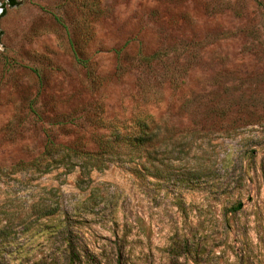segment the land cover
I'll return each mask as SVG.
<instances>
[{
  "label": "rangeland",
  "instance_id": "obj_1",
  "mask_svg": "<svg viewBox=\"0 0 264 264\" xmlns=\"http://www.w3.org/2000/svg\"><path fill=\"white\" fill-rule=\"evenodd\" d=\"M95 1L94 14L88 0L0 1V168L39 155L47 134L94 148L99 104L113 122L157 121L165 178L120 161L90 179L0 176V264H65L68 223L83 264H264V0ZM71 111L82 128L53 124Z\"/></svg>",
  "mask_w": 264,
  "mask_h": 264
},
{
  "label": "trees",
  "instance_id": "obj_2",
  "mask_svg": "<svg viewBox=\"0 0 264 264\" xmlns=\"http://www.w3.org/2000/svg\"><path fill=\"white\" fill-rule=\"evenodd\" d=\"M0 1L9 6L18 4V0ZM83 6L90 14L99 12L95 0H88V4ZM69 45L75 62L84 69L88 84L91 87L100 85L103 78L95 72L90 58L83 55L81 46L77 42H70ZM160 56L161 52L155 51L152 54L140 55V59L149 65L154 60L159 59ZM192 59L183 64L181 69L183 74L191 67ZM174 71L179 70L175 69ZM175 75V72H171L167 81L169 83L175 82ZM101 107L99 104L94 106L97 111L95 114L87 115L88 110L86 111L87 125L99 131L92 136L91 143L94 148H88L79 139L67 144L61 143L57 141L55 136L47 134L43 150L39 155L28 161H20L9 167L0 168V176L19 172H31L40 176L61 167L65 173L78 169L80 176L90 179L89 176L93 170L99 171L111 162L120 161L132 163L136 175L145 173L164 179V171L167 167L164 158L166 145L164 144L165 138L157 126V121L152 116H136L127 122L125 120L113 122L103 117ZM29 110L31 115L40 117L35 108L30 107ZM56 116L58 119L53 122L56 126L70 125L73 128H82L84 125L81 112L77 114V112L71 111ZM79 181L84 183L81 178ZM62 224L63 222H59L55 227H60ZM64 227L65 229L61 230V236L65 244L62 252L65 264H83L82 262H86L87 259L86 251L81 248L80 241L76 238L70 224L68 223ZM1 231L3 229H0Z\"/></svg>",
  "mask_w": 264,
  "mask_h": 264
}]
</instances>
